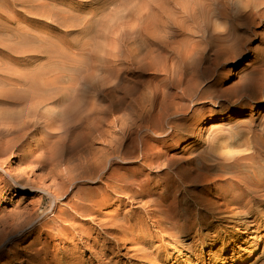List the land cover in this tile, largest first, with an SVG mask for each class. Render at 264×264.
<instances>
[{
  "label": "bare ground",
  "instance_id": "1",
  "mask_svg": "<svg viewBox=\"0 0 264 264\" xmlns=\"http://www.w3.org/2000/svg\"><path fill=\"white\" fill-rule=\"evenodd\" d=\"M76 1L84 5L82 0ZM137 1L139 5L130 14L131 18H142L149 13L151 6L158 4V0ZM167 1L173 8L171 18L175 44L184 42L187 45V49L181 52V55L184 52V65L186 61L193 60L196 54L198 60L200 58L202 61L205 51L214 61L213 64L219 59L223 62L239 60L245 50L240 45L245 44L243 34L264 20V0H249L254 6L246 12L236 14L233 12L234 4L241 0ZM18 5L21 9H16ZM0 8L6 10L0 15V19L5 21L14 20L16 17L27 20L30 17L34 20H28L32 25L43 20L50 24L53 31H56V26L61 29L72 26V22L68 23V14L35 0H0ZM4 28L1 27L0 32L8 31ZM123 32L122 28H114L111 31L114 39L108 40L109 45L112 46L115 41L120 40ZM68 33L56 39L61 46L57 44L52 48L53 51H49L52 54L50 59L65 64L69 60V54H74L87 59L93 76L94 73L103 72V76L92 89L95 101H84L87 108H83L78 100L70 97L78 89L79 84L75 80L70 81L66 94L61 93V89L53 81L38 82L41 81V72L36 74L32 82L18 81L20 85L17 86L26 87V91L12 100H0V104L10 102L11 106L16 107L12 113L7 110L0 111V157L15 154L13 157L26 166L24 175L28 171L32 175L36 168L49 165L54 156L36 146L26 145L28 133L33 134L32 131L39 130L46 134L48 128L58 125L65 132L82 131L85 140L94 136V141H103L105 151L79 163L76 168L82 173L66 175V181H63L60 188H53V185L45 188L44 184L31 180L33 175L30 178H19L17 174L11 176L0 167L1 177L11 178L15 186L20 183L18 189L22 193L39 190L49 200L45 213L40 210L42 198L35 204L37 211L42 214L40 219L36 216L37 211H34L25 218L22 214H17L12 219L15 224L1 225L3 230L10 229V234L4 235L0 232V254L6 243L17 240V232L26 227L32 232L37 228L50 229L62 234V238H67L68 231L74 229L69 221L74 222L77 218L96 214V209L109 205L113 197L117 201L128 199L130 203H142L141 209L147 220L161 233L169 234L172 239L193 235L200 240L202 231H209L212 227L206 225L209 219H254L246 221L247 225L236 226L244 227L245 231L256 227L253 223L264 210V115L259 122L260 128L253 130L250 122L241 123L235 127L239 130L233 135V140L225 143L227 146H234L236 142H242L241 145L246 147L244 152L216 156L215 153L223 147L217 145L218 142L209 144L207 151L203 152L205 157L201 159L179 156L177 150L185 143L195 140L201 142L203 127L219 121L214 115H210L213 111L211 109L201 114L194 111L191 107L194 101L228 98L232 107L225 111L227 118H242L247 113L251 115L264 111V55L258 60L250 61L251 74L241 78L229 91H219L214 84L207 91L201 92L200 82L190 78L185 67L179 74L170 72L171 69L164 70L165 79L159 85L134 83L121 86L122 69L119 67L126 63L124 52L110 47L100 58L95 52L73 47L65 39ZM195 35L198 41L194 39ZM12 38L25 42L33 52H48L44 50L48 44L45 40L31 38L26 33L5 36L7 41ZM178 38L183 41H178ZM152 58L155 60L158 57ZM196 66L194 61L192 68ZM42 89L50 92L52 96L42 93L45 91ZM141 89L150 91L147 107L140 108V113L132 118H121L118 138L114 137V132L102 130L105 125L120 122L112 120L113 109L124 105L125 101L133 98ZM118 90L122 93L121 98L113 100L112 105L100 106L102 101L99 96L111 95ZM80 96L89 98L86 92ZM1 98L8 99L7 96L0 95ZM51 104L60 108L56 115L44 110V107ZM209 116L211 117L207 119ZM250 121L255 122L253 118ZM216 128L211 126L207 129V137ZM76 179L98 186L84 192L78 190L73 197L77 201L67 206L70 210L60 211L54 216L57 203L68 195V189ZM191 188L199 192L191 193ZM15 197L11 194L10 199ZM202 212L206 215L203 216ZM190 213H194L193 217H190ZM48 215L56 218L49 220ZM47 225L50 226L45 228ZM240 238L241 236L237 237ZM40 256L44 257L42 264H61L55 257L47 260L48 255L44 252H37L31 259L32 263H41ZM67 263L82 264L77 259H70ZM245 263L246 258L242 257L238 264Z\"/></svg>",
  "mask_w": 264,
  "mask_h": 264
},
{
  "label": "rangeland",
  "instance_id": "2",
  "mask_svg": "<svg viewBox=\"0 0 264 264\" xmlns=\"http://www.w3.org/2000/svg\"><path fill=\"white\" fill-rule=\"evenodd\" d=\"M35 1L68 14L70 17L68 23L72 22V26L66 29L56 26V31H53L50 24H46L43 20L32 25L30 22L34 20L30 17L26 18L27 20L19 17L6 21L0 19V28L5 27L4 29L8 30L0 32V95L7 96L8 99L0 100L8 101L19 97L26 91V87L17 86V84L20 85L18 81L32 82L36 74L41 72L39 75L41 81L38 82L53 81L63 94L67 93L66 89L70 81L75 80L79 84L78 89L70 97L78 100L81 107L87 108L84 101H95L92 89L95 88L98 79L103 76V72L102 74L94 73L93 76L87 59L74 54H69V60L65 64L60 63L59 60L50 59L52 54L49 51L57 44L61 46L56 39L66 35L68 30L70 33L65 37L68 43L84 51L95 52L100 58L110 47L124 52L126 63L119 67L122 69L121 86L134 83L159 85L165 79L164 70L171 69L170 72L179 74L185 67L187 75L200 82L201 92L207 91L214 84L219 91H229L241 78L251 74L250 61L258 60L264 55V20L243 34L246 45L240 44L245 50L239 60L223 62L219 59L213 64L214 61L205 51L202 61L200 58L198 60L196 54L193 60L186 61L184 65V52L182 55L181 52L187 49V45L184 42L175 44L171 18L173 8L167 0L160 2L158 0L160 5L156 3L151 6L149 13L142 18L130 17L139 5L137 0H82L84 5L76 0ZM253 6L249 0H241L234 4L233 12L235 14L241 11L246 12ZM19 8L21 9L20 5L16 6V9ZM0 10V15L6 12L2 8ZM117 27L124 30V35L110 46L108 40L114 39L111 31ZM11 33L13 35L26 33L31 38L45 40L48 44L45 45L44 50L48 52L44 54L33 52L25 42L15 38L7 41L5 36H11ZM194 39L198 41L196 35ZM180 40L183 41L182 38H178V41ZM153 56L158 58L154 60ZM194 61L197 63L196 68H192ZM255 63L254 66H256ZM83 92H86L89 98L84 96L81 98L80 95ZM42 93L51 95L47 90ZM149 95L150 91L141 89L133 98L125 101L124 105L113 109L112 120L120 121L124 116L132 118L139 114L140 108L147 107ZM121 97L120 90L111 95H101L99 96L102 101L100 106L112 105L113 100ZM3 103L0 104V111L7 110L12 113L16 110V107L11 106L12 103ZM191 107L198 114L211 109L213 111L210 115H214V118L219 120L213 125L207 124L203 127L201 142L196 140L192 143L188 142L177 150L179 156L193 159L205 157L203 152L207 151L208 145L216 142H218L217 145L223 146L215 153L219 157L227 153L246 151V147L241 145L242 142H236L234 146H227L225 143L230 139L233 140V135L239 130L235 127L241 123L250 122L253 130L260 128L259 122L264 115V111L261 110L251 115L247 113L242 118L236 116L227 118L225 111L232 106L226 97L218 100L194 101ZM44 110L56 115L60 108L51 104L44 107ZM252 118L255 120L254 123L250 121ZM121 122L105 125L102 130L114 132V137L118 138L117 132ZM211 126L217 128L207 137L205 131ZM32 132L34 133H28L25 144L48 151L54 156L53 161L49 165L36 168L33 176L29 171L24 175L26 166L18 158L13 157L15 154L0 157V167H3L11 176L16 174L19 178L32 176L31 180L44 184L45 188L50 185H53V188L62 187L63 181H66V175L82 173L76 168L79 163L105 151L103 141H94V136L85 140L80 130L65 132L58 125L48 128L46 134L39 130ZM209 164L212 165L211 162ZM30 168L34 167L30 166ZM14 186L11 178H2L0 175V232L4 235L10 234V229L3 230L1 225L15 224L12 223V219H15L17 214H22L25 218L36 212L38 208L35 204L41 198L43 202L40 210L45 213L48 209L49 200L47 196H44V192L34 190L22 193L18 186ZM97 186L83 179H76L68 189V195L57 203L53 215L57 216L60 211H69L67 206L77 201L73 197L78 190L84 192ZM190 192L198 193L199 190L191 188ZM11 194L16 197L10 199ZM116 199L113 197L109 205L96 209V214L90 217H80L74 222L69 221L74 229L68 231L67 238H62V234L50 229L37 228L32 232L29 227H26L19 230L17 232L19 238L6 243L0 254V264H34L31 259L37 252L46 253L47 260L55 257L61 264H68L70 259H77V262L82 264H238L242 257L246 258L245 264H264V210L253 223L256 227L247 231L243 230L244 227L236 225H247L246 221L254 219H225L224 221L209 219L206 225H212V227L209 231H202L200 240L193 235L172 239L169 234L161 233L151 221L147 220L141 209L142 203ZM191 209L195 212L192 207ZM193 214L190 213V217H193ZM202 215L206 214L202 212ZM36 216L38 219L41 218L40 211H37ZM47 218L52 220L56 217L48 215ZM48 226L50 225L45 228ZM238 236L241 238L237 239ZM43 260L44 257L40 256L39 264H42Z\"/></svg>",
  "mask_w": 264,
  "mask_h": 264
}]
</instances>
